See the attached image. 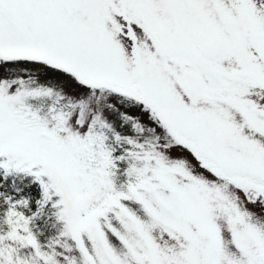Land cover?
I'll return each mask as SVG.
<instances>
[{
  "label": "snow or ice",
  "instance_id": "snow-or-ice-1",
  "mask_svg": "<svg viewBox=\"0 0 264 264\" xmlns=\"http://www.w3.org/2000/svg\"><path fill=\"white\" fill-rule=\"evenodd\" d=\"M0 264H264V0H0Z\"/></svg>",
  "mask_w": 264,
  "mask_h": 264
}]
</instances>
